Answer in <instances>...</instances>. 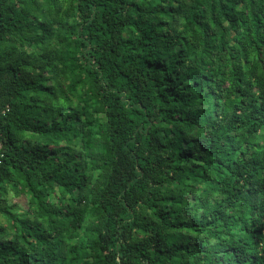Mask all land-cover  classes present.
I'll use <instances>...</instances> for the list:
<instances>
[{"label": "trees", "instance_id": "trees-1", "mask_svg": "<svg viewBox=\"0 0 264 264\" xmlns=\"http://www.w3.org/2000/svg\"><path fill=\"white\" fill-rule=\"evenodd\" d=\"M0 264H264V0H0Z\"/></svg>", "mask_w": 264, "mask_h": 264}, {"label": "rangeland", "instance_id": "rangeland-1", "mask_svg": "<svg viewBox=\"0 0 264 264\" xmlns=\"http://www.w3.org/2000/svg\"><path fill=\"white\" fill-rule=\"evenodd\" d=\"M10 201H11L12 203L17 202V200H16V199H13V198H10Z\"/></svg>", "mask_w": 264, "mask_h": 264}]
</instances>
